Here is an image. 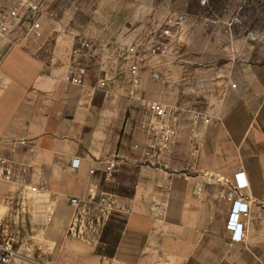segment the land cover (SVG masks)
<instances>
[{
	"label": "crops",
	"instance_id": "obj_1",
	"mask_svg": "<svg viewBox=\"0 0 264 264\" xmlns=\"http://www.w3.org/2000/svg\"><path fill=\"white\" fill-rule=\"evenodd\" d=\"M59 40L48 56L26 53L27 74L13 80L21 97L0 131L11 162L10 179L0 176L2 225L15 213L28 215L37 229L32 238L52 255L48 264H256L257 256L264 257V82L227 110L217 137L222 140L211 153L212 119L197 128L193 115L189 131L175 127L171 137H188L189 153H177L175 144L155 149L161 139L152 135L154 118L143 106L151 101L131 86H107L100 76L107 64L77 67L74 39L63 46ZM231 114L248 119L234 130L239 143L224 123ZM109 160L135 175L132 195L116 194L111 204L128 214L127 230L146 236L134 262L106 257V245L78 209L99 189ZM238 172L249 181L241 192L250 204L242 241L232 240L226 228Z\"/></svg>",
	"mask_w": 264,
	"mask_h": 264
},
{
	"label": "rangeland",
	"instance_id": "obj_2",
	"mask_svg": "<svg viewBox=\"0 0 264 264\" xmlns=\"http://www.w3.org/2000/svg\"><path fill=\"white\" fill-rule=\"evenodd\" d=\"M28 1L38 6L36 11L19 6L14 17L11 14L14 4L24 0H0V131L21 97L19 87L12 84L27 74L26 53L48 56L58 39L60 46L67 38L74 39L77 67L98 69L100 63L107 64L109 69L100 74L109 83L107 86L122 85L126 89L131 86L132 60L127 58L128 50L138 47L142 59L139 88L142 99L166 105L169 123L174 122L180 133L189 131V115L198 120L197 128L201 121L212 119L209 130L216 134V139L213 134L208 139L206 146L210 153L217 141L222 140L217 137L227 110L235 102L239 105L244 94L257 90L256 86L264 82V0ZM168 11L183 14L185 21L173 37L158 39L156 34L160 31L156 30L165 24ZM35 20L41 24L39 38L30 32ZM158 46L161 48L157 49ZM156 72L160 75L157 79L153 78ZM143 106L147 111L148 104ZM169 142L166 146L160 142L157 148L147 146L152 153L154 148L162 146L170 150L175 144L177 153L181 150L189 153L188 137L179 136L175 142ZM1 143L0 139V166L8 168L9 153ZM145 155V164H150V155ZM100 177L103 180L99 189L78 209L84 221L91 224V232L101 237L105 227L101 218L114 210L111 209L114 195L133 191L135 175L134 171H117L110 181ZM120 179L130 181L129 185H121ZM15 214L16 217L11 215L2 220L0 230V243L10 240L17 250L10 264H48L52 255L39 248L32 238L37 229L30 225L28 215ZM120 236L123 244L119 245L117 255L132 258L139 239L130 234ZM128 248L132 251L127 252ZM256 264H264V257L257 256Z\"/></svg>",
	"mask_w": 264,
	"mask_h": 264
},
{
	"label": "built area",
	"instance_id": "obj_3",
	"mask_svg": "<svg viewBox=\"0 0 264 264\" xmlns=\"http://www.w3.org/2000/svg\"><path fill=\"white\" fill-rule=\"evenodd\" d=\"M19 2V1H18ZM16 2L14 4L13 10L11 11L12 16H17L19 13V6H26L34 11L38 8V6L33 5L30 1L27 0L21 2L20 4ZM185 16L183 14H178L175 12L168 11L166 15L165 24H161L157 28L156 35L158 39H169L175 35L176 30L180 28V26L184 23ZM30 32L37 38L42 37V29L39 21L35 20L30 28ZM161 46H158L157 49H160ZM76 52V50H75ZM153 52H156V48L153 49ZM140 50L138 47H131L128 50L127 58L131 57V64L129 68L130 82L131 87L135 92L139 90L142 82V72L140 67ZM159 73H154L153 78H159ZM73 82L79 83L81 80L79 78H73ZM102 86L106 85V81L101 82ZM142 99V98H141ZM145 101V99H142ZM148 108L150 109L154 120L151 122V133L157 139H161L162 145L166 146L169 141H171V137L174 134L175 126L170 124L168 119V112L166 109V105L158 102L151 101L148 103ZM209 120L206 119L205 122ZM151 147H155V145L151 144ZM104 174V180L110 181L115 172L118 171L117 161L109 160L106 162L104 169L102 170ZM91 173L94 174L95 170H91ZM0 176L5 177L6 179H10L11 174L8 169L3 166H0ZM249 187V181L247 180L244 172H238L235 174V187L231 192L232 205L229 213V218L227 220L226 228L232 234V240L242 241L246 237L245 223L243 222V218L249 216V202L246 197L241 193L245 188ZM73 204H78V200L76 198L72 199ZM2 228V223L0 222V230ZM17 255V250L15 249L13 243L9 241H4L0 243V264H10Z\"/></svg>",
	"mask_w": 264,
	"mask_h": 264
},
{
	"label": "trees",
	"instance_id": "obj_4",
	"mask_svg": "<svg viewBox=\"0 0 264 264\" xmlns=\"http://www.w3.org/2000/svg\"><path fill=\"white\" fill-rule=\"evenodd\" d=\"M243 115L239 114L237 119L235 117H233V115L231 114L230 117L226 120L225 125L227 127V129L229 130L232 139L235 141V143H239L241 136L240 135H236V133L234 132L235 129H239L238 126H240V128L243 125H247L248 123V119L247 118H243ZM240 130V129H239ZM119 195H123V196H130L132 195L131 193H123ZM127 220H128V214L124 211H120V210H112L109 214V217L105 223V227H104V231L102 232V235L100 237V242L106 245V248L104 250V255L108 258H120V259H125V258H121L117 255L118 251L117 249H119V244H121V239L122 237L120 236L121 234L126 235V234H130L133 235L135 238L139 239V245L138 248L135 250L133 257L127 259L128 261L134 262L138 259L139 257V253L140 250L142 248V246L145 244L146 241V236L143 234H139L136 232H132L126 229V224H127ZM111 233H118L119 236L118 237H113V235H111ZM132 251V248H128L127 252Z\"/></svg>",
	"mask_w": 264,
	"mask_h": 264
}]
</instances>
